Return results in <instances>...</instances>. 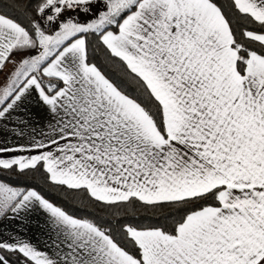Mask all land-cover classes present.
<instances>
[{"label":"snow or ice","instance_id":"obj_1","mask_svg":"<svg viewBox=\"0 0 264 264\" xmlns=\"http://www.w3.org/2000/svg\"><path fill=\"white\" fill-rule=\"evenodd\" d=\"M0 74V264H264V0H0Z\"/></svg>","mask_w":264,"mask_h":264},{"label":"trees","instance_id":"obj_2","mask_svg":"<svg viewBox=\"0 0 264 264\" xmlns=\"http://www.w3.org/2000/svg\"><path fill=\"white\" fill-rule=\"evenodd\" d=\"M42 190L45 192L46 195H50L47 189ZM50 198L54 199L57 203H62L63 206L70 211L73 208H78L80 206L78 201H67L59 193H57L55 196L50 195ZM141 215H143V213H141Z\"/></svg>","mask_w":264,"mask_h":264},{"label":"crops","instance_id":"obj_3","mask_svg":"<svg viewBox=\"0 0 264 264\" xmlns=\"http://www.w3.org/2000/svg\"><path fill=\"white\" fill-rule=\"evenodd\" d=\"M11 68V65L8 66V68L5 69V72L9 71ZM0 82H2V74H0Z\"/></svg>","mask_w":264,"mask_h":264}]
</instances>
